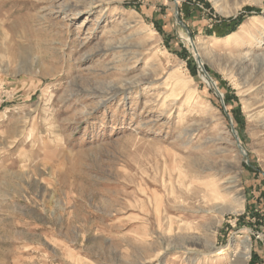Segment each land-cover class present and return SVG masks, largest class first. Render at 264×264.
I'll use <instances>...</instances> for the list:
<instances>
[{
	"label": "rangeland",
	"instance_id": "rangeland-1",
	"mask_svg": "<svg viewBox=\"0 0 264 264\" xmlns=\"http://www.w3.org/2000/svg\"><path fill=\"white\" fill-rule=\"evenodd\" d=\"M0 264H264V0H0Z\"/></svg>",
	"mask_w": 264,
	"mask_h": 264
},
{
	"label": "trees",
	"instance_id": "trees-1",
	"mask_svg": "<svg viewBox=\"0 0 264 264\" xmlns=\"http://www.w3.org/2000/svg\"><path fill=\"white\" fill-rule=\"evenodd\" d=\"M246 11H248V12L255 11L257 13L259 12V10H257V9H251V8H247ZM232 21L236 22V26L235 27H237V26H240L243 23L244 17L242 15H240L237 18L233 19ZM159 30L162 32V29L161 28H159ZM183 52L185 53V51H183ZM186 56H187V58H190L189 55L186 54Z\"/></svg>",
	"mask_w": 264,
	"mask_h": 264
},
{
	"label": "bare ground",
	"instance_id": "bare-ground-1",
	"mask_svg": "<svg viewBox=\"0 0 264 264\" xmlns=\"http://www.w3.org/2000/svg\"><path fill=\"white\" fill-rule=\"evenodd\" d=\"M206 79H207V78H206ZM208 79L210 80V78H208ZM209 80H208V81H209ZM212 84H213V83H212ZM214 85H215V84H214ZM170 92H171V91H170ZM248 251H249V250L247 249V250H246V255L244 256V259H246V261H247L248 258H249V255H247Z\"/></svg>",
	"mask_w": 264,
	"mask_h": 264
},
{
	"label": "water",
	"instance_id": "water-1",
	"mask_svg": "<svg viewBox=\"0 0 264 264\" xmlns=\"http://www.w3.org/2000/svg\"><path fill=\"white\" fill-rule=\"evenodd\" d=\"M210 78V77H209ZM210 80H211V78H210Z\"/></svg>",
	"mask_w": 264,
	"mask_h": 264
}]
</instances>
